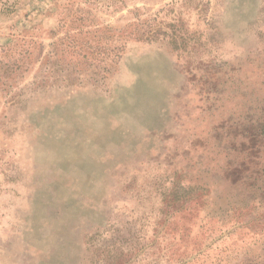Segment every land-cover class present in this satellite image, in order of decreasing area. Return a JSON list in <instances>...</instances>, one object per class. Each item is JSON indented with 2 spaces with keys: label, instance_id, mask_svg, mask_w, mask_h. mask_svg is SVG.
Here are the masks:
<instances>
[{
  "label": "rangeland",
  "instance_id": "374dc122",
  "mask_svg": "<svg viewBox=\"0 0 264 264\" xmlns=\"http://www.w3.org/2000/svg\"><path fill=\"white\" fill-rule=\"evenodd\" d=\"M0 264H264V0H0Z\"/></svg>",
  "mask_w": 264,
  "mask_h": 264
}]
</instances>
